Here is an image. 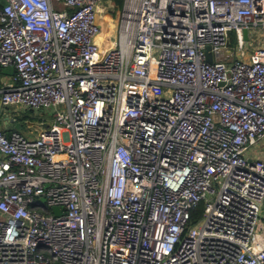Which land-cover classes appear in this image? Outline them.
<instances>
[{
  "label": "built area",
  "instance_id": "1",
  "mask_svg": "<svg viewBox=\"0 0 264 264\" xmlns=\"http://www.w3.org/2000/svg\"><path fill=\"white\" fill-rule=\"evenodd\" d=\"M102 1L0 0V264H264V0Z\"/></svg>",
  "mask_w": 264,
  "mask_h": 264
},
{
  "label": "rangeland",
  "instance_id": "2",
  "mask_svg": "<svg viewBox=\"0 0 264 264\" xmlns=\"http://www.w3.org/2000/svg\"><path fill=\"white\" fill-rule=\"evenodd\" d=\"M98 12V20L101 25V40L102 45L111 44V40L116 38L117 22L119 14L121 13V7L117 8L113 6L111 0H103ZM264 43V32H261L259 28H251L247 34L245 41L243 42L245 52L250 51L253 47L260 46ZM2 112L8 111L14 115L13 128L24 132L25 124L27 120L37 122L40 119L49 118L51 115V108L43 109H29L22 107L21 105H9L1 106ZM254 156H260L264 158V136L261 137L256 143L250 145L248 150V158Z\"/></svg>",
  "mask_w": 264,
  "mask_h": 264
},
{
  "label": "crops",
  "instance_id": "3",
  "mask_svg": "<svg viewBox=\"0 0 264 264\" xmlns=\"http://www.w3.org/2000/svg\"><path fill=\"white\" fill-rule=\"evenodd\" d=\"M101 38H100V40H101ZM9 74H10L9 70L5 71V70H2V68H0V84L2 82H7L9 80ZM8 113H9L8 111L2 112V108L0 106V128H7L8 129L11 126H13V122L9 123V120L7 118Z\"/></svg>",
  "mask_w": 264,
  "mask_h": 264
},
{
  "label": "trees",
  "instance_id": "4",
  "mask_svg": "<svg viewBox=\"0 0 264 264\" xmlns=\"http://www.w3.org/2000/svg\"><path fill=\"white\" fill-rule=\"evenodd\" d=\"M113 6L119 8L121 7L122 0H111ZM8 130V129H7ZM201 210V203L196 204L190 212V220H194L197 215H199V212Z\"/></svg>",
  "mask_w": 264,
  "mask_h": 264
},
{
  "label": "water",
  "instance_id": "5",
  "mask_svg": "<svg viewBox=\"0 0 264 264\" xmlns=\"http://www.w3.org/2000/svg\"><path fill=\"white\" fill-rule=\"evenodd\" d=\"M242 35H243V37H245L246 36V29L245 28H243L242 29ZM204 52H205V57L207 58V59H210L211 58V54H210V51H209V49H208V45H206L205 46V48H204ZM2 70H9V71H11V67L10 66H4V67H2ZM42 125H45L46 123L45 122H43V123H41ZM52 208L54 209V210H58V207L56 206V205H53L52 206Z\"/></svg>",
  "mask_w": 264,
  "mask_h": 264
},
{
  "label": "bare ground",
  "instance_id": "6",
  "mask_svg": "<svg viewBox=\"0 0 264 264\" xmlns=\"http://www.w3.org/2000/svg\"><path fill=\"white\" fill-rule=\"evenodd\" d=\"M101 37H102V36H101V31H100L99 36H98L99 44H101V43H100V38H101Z\"/></svg>",
  "mask_w": 264,
  "mask_h": 264
}]
</instances>
